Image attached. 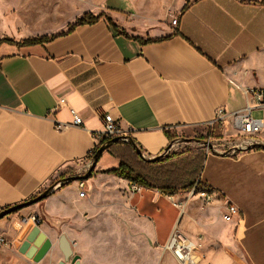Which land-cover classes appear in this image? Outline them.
<instances>
[{
  "label": "crops",
  "instance_id": "0c3cea01",
  "mask_svg": "<svg viewBox=\"0 0 264 264\" xmlns=\"http://www.w3.org/2000/svg\"><path fill=\"white\" fill-rule=\"evenodd\" d=\"M85 1L91 5L76 12L68 26L85 11L105 12L122 28L138 25L135 11L143 0ZM171 1L178 24L161 19L145 35L127 27L128 35L119 33L103 16L43 44H0V210L36 196L53 177H65L77 163L89 161L107 113L146 157H153L172 150L167 131L191 138L213 124L222 107L217 140L225 150L208 152L201 174L212 193L210 203L203 204L199 194L186 200L187 190L171 195L142 185L133 190L129 180L101 172L119 165L106 149L86 179V196H79L77 181L45 199L44 210L66 216L89 208V184L93 188L108 178L120 186L124 202L159 247L177 226L195 241L202 238L206 256L199 264H264V148L234 145V114L246 99L229 81L264 88V0ZM126 9L133 11L132 23L121 11ZM166 35L150 42L131 37ZM61 98L68 104L59 105ZM69 106L82 115L81 125L73 124ZM253 115L264 120V107ZM57 123L67 126L57 129ZM258 139L264 143V126ZM228 204L239 208L230 220L223 217ZM35 208L0 219V233L12 243L1 252L18 258L16 250L35 226L21 225L18 218Z\"/></svg>",
  "mask_w": 264,
  "mask_h": 264
},
{
  "label": "rangeland",
  "instance_id": "374dc122",
  "mask_svg": "<svg viewBox=\"0 0 264 264\" xmlns=\"http://www.w3.org/2000/svg\"><path fill=\"white\" fill-rule=\"evenodd\" d=\"M90 5L85 0H0V39L9 37L22 40L36 35L58 33L68 28L67 23L76 12ZM139 6L141 7L135 11L134 18L138 20V25L127 24V28L125 27L132 33L145 35L161 19L170 24L173 17L178 15L171 7V0H143ZM121 11L127 15L128 22L132 23L133 11ZM220 126L218 122L213 123L206 126L203 132L184 140L172 136V150L161 154V157L182 152L194 154L198 150L205 154L218 149L225 150L217 140L222 137ZM217 133H221V136L217 137ZM238 138H241L240 135ZM90 161L92 158L77 163L67 170L66 176L84 174L82 170ZM91 177L93 174L86 179ZM60 178L63 175L53 177L49 185ZM76 183L75 179L55 188L45 199L62 187H72ZM121 191L120 186L108 178L101 180L93 188L89 184L87 200L91 207L81 208L66 216H48L43 206L45 199L33 204L39 207L34 211L41 219V229L52 240L51 249L39 261L27 257L19 250H16V259L0 251V264H57L64 260L59 248V237L63 233L71 240L74 255H79L80 264H178L171 253L163 251L154 242L145 222L124 202ZM191 192L192 189L185 192L186 200L197 194ZM88 201L81 202L80 207L87 205ZM72 259L73 255L66 262L72 264Z\"/></svg>",
  "mask_w": 264,
  "mask_h": 264
},
{
  "label": "trees",
  "instance_id": "16d2710c",
  "mask_svg": "<svg viewBox=\"0 0 264 264\" xmlns=\"http://www.w3.org/2000/svg\"><path fill=\"white\" fill-rule=\"evenodd\" d=\"M186 8L187 6L185 5L182 10H185ZM103 16L106 17L113 30L128 35L125 29L118 25L113 20V18L107 15L105 12H99L95 14L92 11H85L81 16L77 17L73 23L69 24L67 30L53 34L36 35L22 40L3 37L0 39V44L3 42L16 44L18 46L43 44L55 39L60 35H65L69 32H72L78 25L94 24ZM177 32L178 31L175 30L173 33ZM169 36L170 35L162 37H150L147 39L138 36L131 37L139 40L140 42H150L163 40ZM214 125L216 126V124ZM167 134H169L171 139L172 136L168 131ZM216 136H221V133H217ZM109 139L110 138H103L100 141V144L95 147L90 157L92 158L99 146ZM108 150L111 154L119 159V165L101 172L110 173L125 178L129 180L130 183H136L146 187H157L164 193L170 195L175 194L180 190H190L193 188L195 181L202 172L203 164L206 158V154L202 150H198L194 154H187L185 152L174 153L167 156L166 158H162L161 156L155 159L143 158L127 141H116L108 147ZM203 186L204 185L202 184V187Z\"/></svg>",
  "mask_w": 264,
  "mask_h": 264
},
{
  "label": "built area",
  "instance_id": "2783aa9c",
  "mask_svg": "<svg viewBox=\"0 0 264 264\" xmlns=\"http://www.w3.org/2000/svg\"><path fill=\"white\" fill-rule=\"evenodd\" d=\"M172 25L178 24V19L173 18L171 20ZM229 81L237 86L241 90L246 99V105L240 112H235L236 124L238 126V138L235 146L246 148L249 145L261 142L258 139V134L264 126V120L262 118L255 117L253 110L256 108L264 107V88L261 86H247L239 85L233 79ZM59 105L68 104L66 98H61L58 101ZM70 112L73 116V124L81 125L83 123V117L79 111L74 107L69 106ZM225 117V109L220 107L216 111L215 122H223ZM104 130L102 133L97 135V138L101 141L103 138H111L117 135L124 134L122 127L118 120H116L111 114L107 113L103 116ZM67 125L63 123H57L56 128L61 129ZM91 161L82 170L84 173L87 172ZM202 172L198 176L195 184L192 188V194L196 192L203 200V204H208L212 201V193L207 187H202ZM79 175H82L80 173ZM79 196L84 197L87 194L86 179H78ZM140 188V185L133 183V190ZM175 205L181 208L180 202L175 201ZM239 213V208L235 204H228L225 213L223 214L224 219L230 220L233 215ZM21 225L32 222L35 225H39L41 219L37 213H30L18 218ZM201 237H198V241H195L187 237L177 226L173 228L167 240L160 245L163 251L171 252L177 259L179 264H199L206 256L205 251L201 247ZM12 245L11 241L2 233H0V250L4 248H10Z\"/></svg>",
  "mask_w": 264,
  "mask_h": 264
},
{
  "label": "water",
  "instance_id": "95a60500",
  "mask_svg": "<svg viewBox=\"0 0 264 264\" xmlns=\"http://www.w3.org/2000/svg\"><path fill=\"white\" fill-rule=\"evenodd\" d=\"M123 140L129 142L135 148L137 153L143 158L155 159V158H159L161 156V154H160V155H156L153 157H146L145 154L143 153L142 149L139 147V145L128 134H121V135L111 137L109 140H107L102 145H100L99 148L96 150L95 154L92 157L91 164H90L86 173H84L82 175L65 176L63 178H60L58 181H56L55 183L46 187L44 190H42L36 196L31 197L25 201L20 202V203H17V204H14V205H11L9 207L1 209L0 210V219L4 218L5 216H7L11 213L18 211L19 209L33 205V204L45 199L47 196H49L55 190V188L60 187L61 185L65 184V183H68V182L73 181L75 179L78 180L81 178H83V179L89 178L92 175L93 170L96 167L97 162H98L99 157L101 156L102 152L104 150L108 149V147L112 143H114L116 141H123ZM172 143H171V145H172ZM256 146H260V147L264 148V143L258 142V143L249 145L246 148H241V147H236V148L248 149V148H252V147H256ZM169 147H170V145H169ZM72 245L73 244H72L71 240L68 238V236L66 234L63 233L60 235V237H59V248L63 252L64 260H60L57 264H69L66 261L72 255H73L72 264H80L79 255H77V254L74 255ZM51 247H52V240L48 237L46 232L41 229L40 225L37 224L29 231L25 240L21 243V245L19 247V251L24 253L27 257L33 258V260L39 261L48 253V251L51 249Z\"/></svg>",
  "mask_w": 264,
  "mask_h": 264
}]
</instances>
